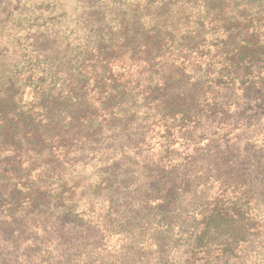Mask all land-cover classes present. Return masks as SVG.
Returning a JSON list of instances; mask_svg holds the SVG:
<instances>
[{"label": "trees", "instance_id": "1", "mask_svg": "<svg viewBox=\"0 0 264 264\" xmlns=\"http://www.w3.org/2000/svg\"><path fill=\"white\" fill-rule=\"evenodd\" d=\"M0 264H264V0H0Z\"/></svg>", "mask_w": 264, "mask_h": 264}]
</instances>
